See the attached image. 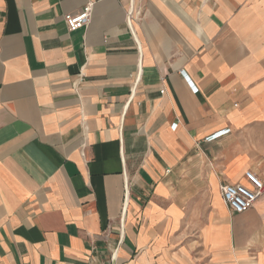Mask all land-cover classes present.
<instances>
[{"label": "crops", "instance_id": "crops-1", "mask_svg": "<svg viewBox=\"0 0 264 264\" xmlns=\"http://www.w3.org/2000/svg\"><path fill=\"white\" fill-rule=\"evenodd\" d=\"M246 171L264 0H0V264H264Z\"/></svg>", "mask_w": 264, "mask_h": 264}, {"label": "built area", "instance_id": "built-area-1", "mask_svg": "<svg viewBox=\"0 0 264 264\" xmlns=\"http://www.w3.org/2000/svg\"><path fill=\"white\" fill-rule=\"evenodd\" d=\"M92 5L88 4L85 6L82 11L76 15H67L65 20V25L69 33H73L82 28H85L90 23V14H91ZM163 91L160 92L163 95ZM226 132H219L208 137L206 141H212L213 139L219 138ZM246 180L249 182L251 189L244 188L239 184H221L220 196L223 203L227 208L234 214H243L249 209H251L255 202L261 197L264 193V183L259 180L253 173L246 171L244 174Z\"/></svg>", "mask_w": 264, "mask_h": 264}]
</instances>
